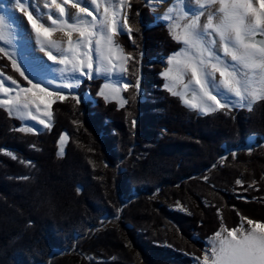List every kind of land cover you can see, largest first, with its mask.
Wrapping results in <instances>:
<instances>
[{
	"label": "trees",
	"instance_id": "trees-1",
	"mask_svg": "<svg viewBox=\"0 0 264 264\" xmlns=\"http://www.w3.org/2000/svg\"><path fill=\"white\" fill-rule=\"evenodd\" d=\"M155 16L134 0L136 45L127 34L115 37L138 60L125 65L140 86L125 90L123 107L96 96L104 84L96 78L76 90L81 103L70 97L53 105L51 130L16 132L22 122L0 108V264H191L185 253L200 254L221 217L229 229L240 222L237 212L264 222V101L228 115L185 107L160 75L181 44ZM0 68L29 86L9 61ZM238 178L244 187L257 184L245 192ZM108 221L115 224L100 229Z\"/></svg>",
	"mask_w": 264,
	"mask_h": 264
},
{
	"label": "snow or ice",
	"instance_id": "snow-or-ice-1",
	"mask_svg": "<svg viewBox=\"0 0 264 264\" xmlns=\"http://www.w3.org/2000/svg\"><path fill=\"white\" fill-rule=\"evenodd\" d=\"M133 2L43 0V8L47 9V12H43L32 5V0H15V9L23 14L22 19L26 17L25 28L30 29L29 35L36 51L43 54L38 58L39 71L51 74V79L36 78L37 73H31L30 78L29 69L22 66L17 55V37L13 25L6 14H0V60L9 61L12 70L19 73L29 85L22 86L17 79L11 75L5 76L4 71L0 70V94L8 97L0 98V108L9 117L21 122L35 121V125L17 127L14 131L39 133L42 129L51 130L53 105L58 101L65 102L69 96L76 104L81 103L82 98L76 90L84 79L104 78L105 83L100 86L96 96L103 98L106 103L109 100L106 89L113 93L119 92L118 85L112 83L113 77L119 74L116 69L120 67L121 72H126L128 69L123 65L127 61L138 63L133 53L125 52L115 39L118 35L127 34L132 44L136 45L133 33L139 34L141 29L131 23ZM138 2L153 13H156L160 3L170 5L154 18L165 22L170 38L182 44V47L167 57V66L160 75L165 79L164 89L179 98L185 107L201 115L217 112L228 115L234 109L251 112L258 102L264 101V0H255L258 8L254 6L253 0ZM69 3L79 11L70 14L65 7ZM101 5L103 12L100 10ZM92 6H95L93 11H89ZM135 15L140 16L141 13L137 10ZM87 17H91V20ZM58 29H66L64 35L67 37V46L52 39ZM73 33H78L77 40H73ZM44 57L47 59L44 60ZM55 77H59V83ZM8 81L11 84L5 86ZM50 85H55V89H51ZM177 85L181 86L179 90ZM139 86L138 78L134 85L124 83L123 89L139 90ZM12 92L15 95L9 96ZM128 103L127 99L121 97L120 107ZM32 108L40 115L33 114ZM128 115L131 116V113ZM135 124V119H132L133 128ZM66 136V133H62L57 141L58 155H63L62 145ZM247 151L251 154L252 149L248 148ZM5 154L13 160L17 159L10 150ZM236 155V152L231 153L233 158ZM226 159L221 157L222 162ZM20 162L31 166V161ZM20 179L27 180L28 177ZM207 179L205 176L204 180ZM235 184L247 192L248 188L255 187L257 181L253 180L244 187V182L238 178ZM238 198L247 200L246 196L240 194ZM236 214L241 223L231 229L226 227L221 217L220 229L209 239L203 259L196 257L199 264H264V222L242 216L239 212ZM217 215H220V209H217ZM244 221L248 228L244 227Z\"/></svg>",
	"mask_w": 264,
	"mask_h": 264
},
{
	"label": "rangeland",
	"instance_id": "rangeland-1",
	"mask_svg": "<svg viewBox=\"0 0 264 264\" xmlns=\"http://www.w3.org/2000/svg\"><path fill=\"white\" fill-rule=\"evenodd\" d=\"M14 2H15V0H0V14H6L8 19H9V21H10V23L13 25L14 33H15V35L17 37V39H16V51H17V55L20 58V62H21L23 67L29 69L30 78H32L31 73H37L36 78H39V79H51V78H53L51 74L39 71L38 58L43 56V54L36 51L35 43L30 38V35H29L30 29H26L25 28V25H26V22H27L26 21V17H24L22 19L23 14L15 9ZM72 2H75V0H72ZM89 2H90V0H89ZM173 2H174V0H173ZM32 5L35 6V7L40 8L41 11H43V12H47V9L43 8V0H32ZM81 6H87V4H82ZM169 6H170L169 3H160L158 5L157 11L155 13L156 16L161 15L167 9V7H169ZM257 6L259 7L258 4H257ZM65 7L69 11L70 14H75V13H77L79 11L76 8H72L71 3H69ZM93 8H94L93 6L90 7L89 11H93ZM29 10L31 11L32 8L29 7ZM100 10H101V12H103V5L100 6ZM33 14L35 15V12ZM81 15H85L86 16V14H83V13H81ZM93 15H96V13L93 12ZM87 19L91 20V17H87ZM201 19L203 20L204 18L202 17ZM161 21H163V20H161ZM155 25H156V23L152 24V26H155ZM65 30L66 29H64V30H59L58 29L53 34L52 39L57 40L59 42H62L65 46H67V37L64 35V31ZM78 38H79L78 33H73V40H77ZM181 47H182V44L177 50H179ZM177 50H175V51H177ZM167 57H165L163 59V61H162L163 71H164L165 67L167 66ZM44 59H47V58L44 57ZM125 65H126V63L123 65V67H125ZM0 70H1V68H0ZM116 72L119 73V74L115 75L113 77L112 83H116L120 90H119V92L113 93V92H111L110 89H106V94L109 95V100L110 101L113 100L114 102H117V104L120 106L121 97L126 99L125 96H124L125 90L123 89V84L124 83H130V80L125 75V72H121L120 68H117ZM5 76H8V75L5 73ZM217 77H218V73H217ZM99 78L104 80L103 77H99ZM55 79L59 83V77H55ZM163 82L165 83V79L164 78H163ZM104 83H105V80H104ZM9 85H10V83L7 82L5 86H9ZM22 86H26V85H22ZM12 87H15V86H12ZM49 87L51 89H55V85H50ZM180 87H181L180 85H177V89L178 90H179ZM16 90L19 91V89H16ZM8 95L9 96H14L15 92L9 93ZM70 97L71 96H69V98ZM89 97H91V99H89ZM0 98L7 99L8 97L5 96L4 94H0ZM85 99L94 101L93 97L91 96V94L89 92L86 93ZM94 104H95V101H94ZM31 110L33 111V114L40 115L39 113L35 112L34 108H32ZM41 118H44V117L41 115ZM32 125H35V121L25 120V121L22 122V126H24V127L32 126ZM38 127L42 128V126H38ZM42 131H44V129H42L39 133H41ZM66 139H67V136H66ZM254 142H255L254 138L249 139L248 140V145H251ZM65 143H66V141L62 145L63 148H64ZM9 150L10 149H8V148H4L3 152L6 153ZM174 209H176V210H178L180 212L185 210V209H183L181 204L180 205L176 204V206H174ZM240 223H241V219H240V222H238V225H240ZM243 223H244V227L245 228L249 227L247 225L246 221H244ZM114 224L115 223L113 221H108L106 224L102 225L100 227V229L101 228H105L107 226H112ZM219 229H220V227H219ZM237 235H239V233H237ZM194 237L196 239H200V237H198L197 235H195ZM211 237H213V234H211V236H209L208 238L205 239L204 247H201L202 249L200 250V252H201L200 254L185 253V255L189 256L191 258V260H193L191 264H199V262L196 260V257H200L201 260L203 259L204 251L208 247V241H209V239Z\"/></svg>",
	"mask_w": 264,
	"mask_h": 264
},
{
	"label": "bare ground",
	"instance_id": "bare-ground-1",
	"mask_svg": "<svg viewBox=\"0 0 264 264\" xmlns=\"http://www.w3.org/2000/svg\"><path fill=\"white\" fill-rule=\"evenodd\" d=\"M58 2H59V0H58ZM93 7H95V6H93ZM44 60H46V59H44ZM49 64H51L50 62H48ZM118 68H120V67H118ZM10 84H11V82L10 81H8Z\"/></svg>",
	"mask_w": 264,
	"mask_h": 264
},
{
	"label": "crops",
	"instance_id": "crops-1",
	"mask_svg": "<svg viewBox=\"0 0 264 264\" xmlns=\"http://www.w3.org/2000/svg\"><path fill=\"white\" fill-rule=\"evenodd\" d=\"M254 6L258 8L257 4H255V0H253Z\"/></svg>",
	"mask_w": 264,
	"mask_h": 264
},
{
	"label": "water",
	"instance_id": "water-1",
	"mask_svg": "<svg viewBox=\"0 0 264 264\" xmlns=\"http://www.w3.org/2000/svg\"><path fill=\"white\" fill-rule=\"evenodd\" d=\"M259 38V37H258Z\"/></svg>",
	"mask_w": 264,
	"mask_h": 264
}]
</instances>
